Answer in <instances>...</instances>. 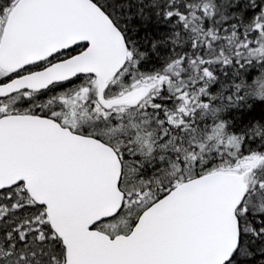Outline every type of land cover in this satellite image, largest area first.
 I'll return each instance as SVG.
<instances>
[{"label": "snow or ice", "instance_id": "obj_1", "mask_svg": "<svg viewBox=\"0 0 264 264\" xmlns=\"http://www.w3.org/2000/svg\"><path fill=\"white\" fill-rule=\"evenodd\" d=\"M0 264H264V0H0Z\"/></svg>", "mask_w": 264, "mask_h": 264}]
</instances>
